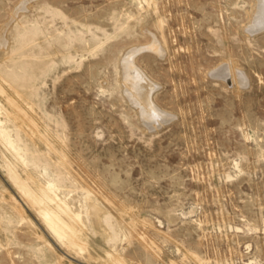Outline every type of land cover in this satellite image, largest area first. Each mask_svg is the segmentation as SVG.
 Listing matches in <instances>:
<instances>
[{
  "label": "rangeland",
  "instance_id": "rangeland-1",
  "mask_svg": "<svg viewBox=\"0 0 264 264\" xmlns=\"http://www.w3.org/2000/svg\"><path fill=\"white\" fill-rule=\"evenodd\" d=\"M254 4L0 0V264H264Z\"/></svg>",
  "mask_w": 264,
  "mask_h": 264
},
{
  "label": "bare ground",
  "instance_id": "bare-ground-1",
  "mask_svg": "<svg viewBox=\"0 0 264 264\" xmlns=\"http://www.w3.org/2000/svg\"><path fill=\"white\" fill-rule=\"evenodd\" d=\"M249 23H251V25H250V28L248 30L249 31L251 30L253 32H257V29H260L262 26H264V0H255L253 13H252L251 20H250ZM248 27L249 26H247V28ZM129 57H133V56H129ZM126 63H125V65H123L121 67H123L122 68V72L124 74L125 80L130 82L131 89L133 90L132 94L133 95L136 94L137 101L139 103H141V104L144 103V105H151V108H152L153 105H152V102H150V99H149V96H150L149 83L147 82V80L143 79L141 74L137 73V71H135V69L129 67L128 62H126ZM225 71H223V68H218V69H215L214 71H212L211 74L213 76H215V75L221 76V75L227 74ZM133 100H135V99H133ZM148 101H149V103H148ZM144 109H145V107H144ZM154 112H155V109H154ZM145 117H146L145 119H148V120L150 119L151 121H157V120L161 119V118H159L161 116H159L158 114L156 115L155 113H149L148 111L146 112V116ZM8 136H9L8 133L6 131H3V128L0 125V137L4 141H6V140L9 141L10 138ZM11 143H12V147L15 148V143L14 142H11ZM10 169H11L12 176L16 180H19V177L17 176V173H16L15 169L12 168V167H10ZM21 186H24V185L22 184Z\"/></svg>",
  "mask_w": 264,
  "mask_h": 264
}]
</instances>
